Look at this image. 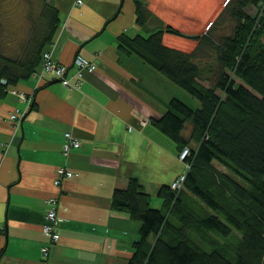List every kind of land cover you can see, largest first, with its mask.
Instances as JSON below:
<instances>
[{
  "label": "crops",
  "instance_id": "obj_1",
  "mask_svg": "<svg viewBox=\"0 0 264 264\" xmlns=\"http://www.w3.org/2000/svg\"><path fill=\"white\" fill-rule=\"evenodd\" d=\"M50 1L61 15L54 57L68 66L72 82L78 80L77 56L96 68L83 70L80 88L46 74L42 80L21 79L0 97V264H126L141 224L114 208L112 195L137 177L151 203L162 205L158 187L172 182L185 164L179 145L151 119L184 92L120 47L121 34L132 37L141 30L134 0ZM147 2L152 8L158 0ZM17 110L25 113L20 121L10 118ZM66 131L81 141L68 155ZM61 167L77 175L56 183ZM51 199L58 241L44 232Z\"/></svg>",
  "mask_w": 264,
  "mask_h": 264
},
{
  "label": "trees",
  "instance_id": "obj_2",
  "mask_svg": "<svg viewBox=\"0 0 264 264\" xmlns=\"http://www.w3.org/2000/svg\"><path fill=\"white\" fill-rule=\"evenodd\" d=\"M134 1L143 28L153 12ZM3 15L0 97L40 69L61 23L59 8L42 0L27 38L13 45ZM157 23L152 32L121 34L119 43L185 91L151 121L179 145L178 157L189 149L182 160L189 167L180 188L158 187V207L137 177L114 190L112 206L141 224L126 264H264V0H228L203 33ZM166 33L193 44L170 45Z\"/></svg>",
  "mask_w": 264,
  "mask_h": 264
},
{
  "label": "rangeland",
  "instance_id": "obj_3",
  "mask_svg": "<svg viewBox=\"0 0 264 264\" xmlns=\"http://www.w3.org/2000/svg\"><path fill=\"white\" fill-rule=\"evenodd\" d=\"M227 1L228 0H158L155 4L156 6L151 8V3L144 0L146 5L150 6L149 8L152 10L154 17L151 18L149 23L145 26L146 28H142L141 26L140 28L142 31L146 32L148 29H150L151 32L156 30L159 25V23H157V18H159L165 25L170 24L185 34L203 33L209 28L211 21H213L223 9ZM0 2L2 3L0 11L4 13L3 16L6 21L5 31L8 44L10 41L13 45H18L17 43L27 38L31 25V20L29 19L30 12L33 10L37 12L38 5H40L42 0H0ZM151 5H153V1ZM248 10L252 14H256L258 8L250 6ZM204 17L208 18L207 23L203 21ZM168 36L171 38L168 41L170 45L178 46L182 49L188 50L193 44V41L188 37L172 34ZM174 85L180 88L176 84ZM182 97L184 96L182 95Z\"/></svg>",
  "mask_w": 264,
  "mask_h": 264
},
{
  "label": "built area",
  "instance_id": "obj_4",
  "mask_svg": "<svg viewBox=\"0 0 264 264\" xmlns=\"http://www.w3.org/2000/svg\"><path fill=\"white\" fill-rule=\"evenodd\" d=\"M78 4H81L83 0H76ZM76 3V4H77ZM55 47V43H52L50 48L44 52L43 55V61L41 63V67L38 71L34 72L33 76L36 77L39 80H42L44 76L47 73H52L56 78H59L62 83L68 87V88H80L81 87V78L84 75L83 70H88V71H94L96 68V64L91 61L88 58H85L81 55L77 56L75 59V65L77 66V70L75 72V76L77 77L76 82H72L71 77L68 75V66L59 63L57 59L54 57V51L53 48ZM13 93H17L21 99L24 100H30L25 93L19 92L16 89L12 90ZM25 113L23 110H17L16 112L10 114V118L13 120H21L23 115ZM65 140L63 142V153L68 155L70 151L73 148H77L81 145L80 140L75 137L71 132H66L65 133ZM189 154V149L187 147L183 148L182 151L179 153V158L181 160H184L185 157ZM188 164H186V168L188 169ZM186 172L181 173L177 178H175L171 185L174 188H180L185 180L186 177ZM59 178L56 180V183H60L61 177H72L74 175H77L75 172L72 170L67 169L66 167H61L59 168ZM51 203L52 207L48 210V213L46 215L47 222L44 225V232L49 235L52 239V241H58L60 238V233L56 229V225L59 221V218L57 216L56 208L54 207V200L51 199L49 201ZM2 229V225L0 224V230ZM42 253L46 257L49 253V246L44 245L42 247Z\"/></svg>",
  "mask_w": 264,
  "mask_h": 264
},
{
  "label": "water",
  "instance_id": "obj_5",
  "mask_svg": "<svg viewBox=\"0 0 264 264\" xmlns=\"http://www.w3.org/2000/svg\"><path fill=\"white\" fill-rule=\"evenodd\" d=\"M54 81L57 82V81H60V79L59 78H56Z\"/></svg>",
  "mask_w": 264,
  "mask_h": 264
}]
</instances>
